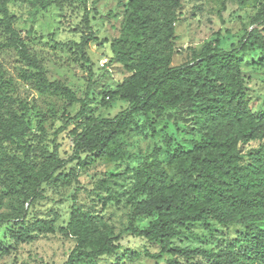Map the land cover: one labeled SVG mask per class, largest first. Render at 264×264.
I'll return each instance as SVG.
<instances>
[{"label":"trees","instance_id":"1","mask_svg":"<svg viewBox=\"0 0 264 264\" xmlns=\"http://www.w3.org/2000/svg\"><path fill=\"white\" fill-rule=\"evenodd\" d=\"M37 1L45 8L65 0ZM8 3L9 0H0V25L7 34L2 45L13 48L24 62L22 78L41 93L64 95L70 103L80 102L76 116L89 120V127L96 122L106 129L104 137L95 138L88 136L90 128L79 133L73 130V158L85 153L83 162L91 163L103 156L118 157V147H109L110 142L138 127V119L152 132L155 123L161 121L175 130L183 127L184 131L201 133L199 139L188 140L187 150L173 152L165 166L156 157L150 158L152 155L137 158L133 188L141 196L132 202L126 226L118 235L97 231L87 213L82 214L73 205L68 229L77 236L79 248L68 256L66 264L116 254L121 248L117 239L124 234L145 238L159 248L156 253L146 248L131 252L136 258L144 255L160 259L169 254V264H178V257H201L209 264H264V112L258 116L252 112L242 70L243 53L250 49L249 45H257L264 52V28H260L264 12L255 14L251 24L256 26L246 31L238 45L224 48L208 42L193 60L171 66L181 0H129L120 35L122 43L109 61L122 62L131 74L106 96L125 100L130 106L112 118L92 122L85 114L88 91L94 85L91 69L86 98L82 100L67 85L49 80L43 62L14 27ZM87 28L89 33L82 34L79 42L58 44L73 46L85 62V46L91 39ZM0 80L2 87L5 83L1 74ZM15 103L16 99L1 88L0 171L8 189L32 201L40 197L41 185L54 179L73 158H63L56 143L50 151L33 148L28 142L31 128L26 114H19ZM170 137L164 133L167 143ZM253 140L260 141L258 146L243 152L240 144ZM97 141L96 149L88 152L82 148ZM4 143L19 148L21 158L10 155ZM19 217L23 219L25 213ZM210 221L224 227L240 226L242 233L219 248L180 247L173 243L187 225ZM21 224L13 234L17 240L29 237L30 226Z\"/></svg>","mask_w":264,"mask_h":264},{"label":"rangeland","instance_id":"2","mask_svg":"<svg viewBox=\"0 0 264 264\" xmlns=\"http://www.w3.org/2000/svg\"><path fill=\"white\" fill-rule=\"evenodd\" d=\"M264 0H181L178 21L175 25L174 52L171 66L191 61L207 44L219 43L224 48L238 45L252 27V18L264 12ZM9 10L14 18V27L24 38L30 51L46 69L49 80H56L71 88L80 100L86 98L89 68L94 85L88 91L85 114L90 120L112 118L130 104L122 99H111L108 92L117 89L124 78L131 74L122 62L109 61L120 48L121 29L129 11V0H65L61 5L51 4L42 8L37 0H9ZM91 39L85 46V62L73 47L58 44L68 41L79 42L81 35L89 33ZM260 28H264V23ZM264 36V29L262 30ZM7 34L0 25V74L7 91L16 99V109L25 112V120L31 128L28 142L36 150H52L58 144L60 155L73 158L72 133L85 131L88 136L104 137L105 127L76 116L80 102L70 103L64 95L39 92L30 81L21 76L24 62L13 48L2 43ZM243 53L242 70L249 104L254 115L264 112V52L257 45ZM107 59V61H104ZM102 62H104L102 64ZM1 83V80H0ZM138 127L131 128L110 142L118 147V157H100L93 162L73 158L57 171L54 179L43 183L40 197L32 201L13 189L7 188L4 174L0 171V264H66L71 253L78 250V238L69 229L73 205L87 213L89 221L97 231H111L118 235L126 226L132 202L140 196L133 186L136 179L133 168L139 156L156 157L166 165L177 149L189 148L188 140L199 139L201 133L178 130L157 121L152 132L137 121ZM164 133L171 141L167 143ZM260 141L240 144L243 152L254 149ZM6 145L7 152L21 158V151ZM98 141L83 147L90 151L98 147ZM70 180L69 183H65ZM25 213L22 219L21 214ZM17 219L21 221L18 223ZM146 222L145 220L141 223ZM29 227V237L19 240L13 234L22 226ZM38 225L32 226V224ZM46 226L51 227L50 230ZM183 234L174 238L180 247L219 248L242 233L237 225L224 227L214 221L196 223L183 228ZM121 248L116 254L102 256L81 264H169V254L160 259L141 255L132 257L131 252H142L144 248L158 252L154 243L142 237L124 234L117 239ZM178 264H209L201 257H178Z\"/></svg>","mask_w":264,"mask_h":264},{"label":"built area","instance_id":"3","mask_svg":"<svg viewBox=\"0 0 264 264\" xmlns=\"http://www.w3.org/2000/svg\"><path fill=\"white\" fill-rule=\"evenodd\" d=\"M104 61H107V59H105ZM104 62H102V64H103Z\"/></svg>","mask_w":264,"mask_h":264}]
</instances>
